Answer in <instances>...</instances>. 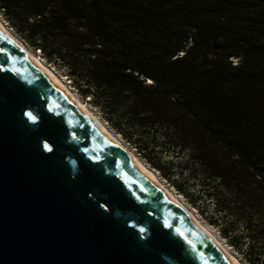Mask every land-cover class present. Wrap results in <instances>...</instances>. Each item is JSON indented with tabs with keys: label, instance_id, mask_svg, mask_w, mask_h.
I'll return each mask as SVG.
<instances>
[{
	"label": "trees",
	"instance_id": "trees-1",
	"mask_svg": "<svg viewBox=\"0 0 264 264\" xmlns=\"http://www.w3.org/2000/svg\"><path fill=\"white\" fill-rule=\"evenodd\" d=\"M0 17L243 264H264V0H0Z\"/></svg>",
	"mask_w": 264,
	"mask_h": 264
},
{
	"label": "water",
	"instance_id": "water-1",
	"mask_svg": "<svg viewBox=\"0 0 264 264\" xmlns=\"http://www.w3.org/2000/svg\"><path fill=\"white\" fill-rule=\"evenodd\" d=\"M0 33V264H230Z\"/></svg>",
	"mask_w": 264,
	"mask_h": 264
},
{
	"label": "bare ground",
	"instance_id": "bare-ground-1",
	"mask_svg": "<svg viewBox=\"0 0 264 264\" xmlns=\"http://www.w3.org/2000/svg\"><path fill=\"white\" fill-rule=\"evenodd\" d=\"M0 33L9 44L28 62L38 70L48 82L55 87L64 98L78 110V112L96 129L106 137L119 154L130 164L137 173L147 180L167 201L177 209L187 221L212 244L228 260L230 264H242L224 245L205 227L195 215L187 209L179 199L167 189L157 177L127 148L117 137L109 132L100 120L87 108L86 103L80 101L62 80L49 67L41 62L36 54H32L0 21ZM172 206V207H173Z\"/></svg>",
	"mask_w": 264,
	"mask_h": 264
},
{
	"label": "rangeland",
	"instance_id": "rangeland-1",
	"mask_svg": "<svg viewBox=\"0 0 264 264\" xmlns=\"http://www.w3.org/2000/svg\"><path fill=\"white\" fill-rule=\"evenodd\" d=\"M0 21H1V23L5 26V27H7V29H9V27L3 22V20H2V18L0 17ZM9 31L13 34V32L9 29ZM14 35V34H13ZM17 38V37H16ZM18 39V38H17ZM20 41V40H19ZM23 44V43H22ZM24 45V44H23ZM25 46V45H24ZM26 47V46H25ZM27 48V47H26ZM31 53L33 52L32 50H30L29 48H27ZM32 54H36L38 57H39V59L41 60V62L43 63V64H45L47 67H49L44 61H43V59L40 57V55L38 54V53H35V52H33ZM54 73H55V71H54V69H52L51 67H49ZM56 75L62 80V82H64V84L71 90V88H70V84H69V81H67V79L65 78V77H62L63 75H61V73H56ZM71 92L80 100V101H82L78 96H77V94L73 91V90H71ZM82 102H84V101H82ZM84 103H86V102H84ZM86 106H87V108L100 120V122L106 127V129L109 131V132H111L115 137H117L119 140H120V138L118 137V136H116L107 126H106V124L102 121V119H101V117L98 115V113L92 108V107H90L89 106V104H87L86 103ZM121 141V140H120ZM122 142V141H121ZM123 143V142H122ZM124 144V143H123ZM125 145V144H124ZM126 146V145H125ZM127 147V146H126ZM127 148H129V147H127ZM129 150H131L130 148H129ZM131 152H133V150H131ZM133 154L137 157V159H139L140 161H141V163H143L146 167H148L134 152H133ZM149 168V167H148ZM150 169V168H149ZM150 171L157 177V179L160 181V183H162L167 189H169L176 197H177V199H179V201H181V203L187 208V209H191L187 204H186V202L184 201V199L181 197V196H179L175 191H173L161 178H160V176L156 173V172H154V171H152L151 169H150ZM194 215H195V217L205 226V227H207V229L224 245V247L229 251V252H231V254H233L238 260H240V258H239V256L232 250V249H230L228 246H227V244L223 241V240H221L220 239V237L218 236V234L216 233V230H214V229H212V228H210V227H208L207 225H206V223L205 222H203V220L199 217V215L195 212V211H193L192 209L190 210ZM240 263H242L241 261H240ZM243 264V263H242Z\"/></svg>",
	"mask_w": 264,
	"mask_h": 264
}]
</instances>
